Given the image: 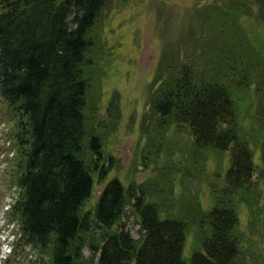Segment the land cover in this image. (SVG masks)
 Segmentation results:
<instances>
[{
  "label": "trees",
  "instance_id": "trees-1",
  "mask_svg": "<svg viewBox=\"0 0 264 264\" xmlns=\"http://www.w3.org/2000/svg\"><path fill=\"white\" fill-rule=\"evenodd\" d=\"M109 3L0 0V97L17 147L9 186L19 192L7 214L19 224L15 247H51L50 264H82L83 246L89 261L96 256L95 264H185L182 251L191 233L188 264H248L236 207L260 211L250 194L258 191V183H251L256 153L264 169V103L259 99L244 128L232 96L249 86L264 94V37L250 36L240 21L250 18L264 30V0H217L213 17L203 11L216 34L206 31L200 51L191 49L196 58L162 61L152 80L158 85L149 105L161 128H185L195 150L229 152L223 187L211 194V207L202 211L193 203L176 215L174 206L165 212L163 188L151 179L129 193L116 177L104 184L91 214L81 213L92 174L101 181L111 168L103 164L101 137L86 130L85 115L89 33ZM155 147L153 141L147 145ZM129 203L136 238L120 224ZM259 226L264 231V222ZM91 229L102 231L100 245L85 244L83 235Z\"/></svg>",
  "mask_w": 264,
  "mask_h": 264
},
{
  "label": "rangeland",
  "instance_id": "rangeland-1",
  "mask_svg": "<svg viewBox=\"0 0 264 264\" xmlns=\"http://www.w3.org/2000/svg\"><path fill=\"white\" fill-rule=\"evenodd\" d=\"M109 5L100 12L89 36L92 47L88 68L87 131L101 137L103 164L111 165L105 179L92 174L89 197L83 202L81 213L91 214L97 196L104 184L116 177L129 193L137 192V186L146 187L148 180L162 186V197H166V210L176 215L180 207L199 204L202 211L211 207V194L223 187V176L229 165V152L195 150L190 145L187 130L181 126L160 127V120L153 116L149 105V94L158 83L152 84L162 61L174 60L185 63L193 59L202 47L207 35H215L217 27L204 10L213 17L217 0H109ZM208 20V21H205ZM204 21V22H203ZM241 27L250 36L264 37V30L250 18H241ZM264 89V88H262ZM264 94H255L253 86L233 93L236 114L244 128L250 126L247 117L254 115L258 101L264 103ZM0 97V264H50L51 247L40 250L24 244L15 247L11 242L4 245L14 220L7 216L11 203L19 190L10 186V172L14 169L16 146L10 138L14 123ZM153 141L155 148L148 149ZM11 157V158H10ZM258 153L254 157L256 167L251 183L257 182L256 195L250 194L260 211L248 214L245 206L236 207L238 230L243 237L244 259L248 264H264V231L259 221L264 222V169L258 166ZM145 189V188H142ZM151 194V191H147ZM193 205V206H194ZM192 206V207H193ZM120 224L136 238L138 225L131 213L130 203ZM17 223V222H16ZM13 224V226H12ZM193 228L191 227L190 230ZM113 230V228H112ZM102 231L91 229L83 235L85 244H99ZM193 234L184 241L185 264L194 246ZM100 245V244H99ZM9 251V252H8ZM82 264H95L96 256L90 260L86 246L82 248Z\"/></svg>",
  "mask_w": 264,
  "mask_h": 264
},
{
  "label": "bare ground",
  "instance_id": "bare-ground-1",
  "mask_svg": "<svg viewBox=\"0 0 264 264\" xmlns=\"http://www.w3.org/2000/svg\"><path fill=\"white\" fill-rule=\"evenodd\" d=\"M11 158V157H10ZM10 187V186H9ZM16 187V186H15ZM19 225V224H18ZM12 226H13V224H12ZM12 228V227H11ZM19 228V227H18ZM12 231V230H11ZM19 231V230H18ZM22 232V231H21ZM20 234V233H19ZM7 247V246H6Z\"/></svg>",
  "mask_w": 264,
  "mask_h": 264
}]
</instances>
